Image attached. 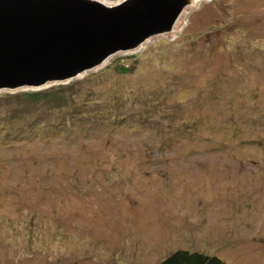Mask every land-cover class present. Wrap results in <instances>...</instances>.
Here are the masks:
<instances>
[{
  "label": "rangeland",
  "instance_id": "obj_1",
  "mask_svg": "<svg viewBox=\"0 0 264 264\" xmlns=\"http://www.w3.org/2000/svg\"><path fill=\"white\" fill-rule=\"evenodd\" d=\"M183 10L180 31L71 80L117 90L125 125L38 131L0 100V264H264V0Z\"/></svg>",
  "mask_w": 264,
  "mask_h": 264
},
{
  "label": "water",
  "instance_id": "obj_2",
  "mask_svg": "<svg viewBox=\"0 0 264 264\" xmlns=\"http://www.w3.org/2000/svg\"><path fill=\"white\" fill-rule=\"evenodd\" d=\"M186 1L0 0V92L64 84L97 70L169 32Z\"/></svg>",
  "mask_w": 264,
  "mask_h": 264
},
{
  "label": "trees",
  "instance_id": "obj_3",
  "mask_svg": "<svg viewBox=\"0 0 264 264\" xmlns=\"http://www.w3.org/2000/svg\"><path fill=\"white\" fill-rule=\"evenodd\" d=\"M117 69L125 73L132 70L133 67L120 64ZM93 80L94 76H91L84 80H73L66 85L57 84L39 91H27L17 94L6 93L0 96V100L5 99L6 102H9L6 103V107H9V110L5 111V113L9 114L10 120L18 117L20 121H24L31 127L41 123L38 131L42 125L49 129L60 127L59 123H65L66 121H71V124H78L85 128L93 122L97 124L109 122L110 128H114L119 124L125 125L127 121L123 120L124 116L120 112L125 110V107L121 105L120 96L116 93L118 91L105 89L101 90L104 93L98 95L94 88L91 87H94V85L90 84ZM105 94L114 95L118 99H107L104 97ZM15 99L21 100L20 103L24 102L26 106H12L11 103ZM54 115L58 117L52 118ZM5 129L4 126H1L0 131H5ZM25 132L27 131L22 133ZM158 264L228 263L216 255H207L197 251L176 250Z\"/></svg>",
  "mask_w": 264,
  "mask_h": 264
},
{
  "label": "bare ground",
  "instance_id": "obj_4",
  "mask_svg": "<svg viewBox=\"0 0 264 264\" xmlns=\"http://www.w3.org/2000/svg\"><path fill=\"white\" fill-rule=\"evenodd\" d=\"M99 1H101V2H103V3H105V4H107V5H114L115 3H118L119 1H121V0H116V1H110V0H99ZM203 0H187L186 1V5L185 6H187V5H195L196 3H198V4H200L201 2H202ZM205 1H208V0H205ZM184 9V8H183ZM185 14H187L186 13V10L184 11V10H182L181 11V13L179 14V16L177 17V19L175 20V22H174V24H173V26H172V28H171V30L170 31H172L173 29H175L176 28V30H177V32L178 31H180L181 29H182V27L180 26V24H182L183 23V17L185 16ZM169 31V32H170ZM140 47V46H139ZM126 53V52H125ZM107 61H108V59L105 61V62H103L100 66H104L106 63H107ZM99 66V67H100ZM100 70V69H99ZM83 75V74H82ZM82 75H79V77L80 76H82ZM87 79V78H86ZM79 165V164H78Z\"/></svg>",
  "mask_w": 264,
  "mask_h": 264
}]
</instances>
